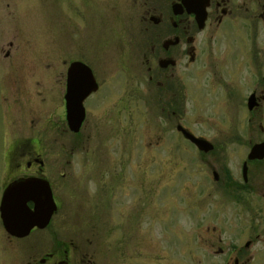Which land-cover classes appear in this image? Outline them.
I'll list each match as a JSON object with an SVG mask.
<instances>
[{
  "label": "flooded vegetation",
  "instance_id": "af4514ba",
  "mask_svg": "<svg viewBox=\"0 0 264 264\" xmlns=\"http://www.w3.org/2000/svg\"><path fill=\"white\" fill-rule=\"evenodd\" d=\"M131 5L138 16L137 31L140 34L133 45L138 48L136 65L145 75L146 82L142 88L135 83L126 88L122 86L124 92L106 103V100H101L102 96L96 97L102 89L93 74H98L96 69L94 72L86 63L70 60L63 74L62 103L59 105L62 110L56 112L54 107L45 112L43 109L47 118L58 117L56 122L47 123L38 114L41 111L38 107L34 108L33 115L26 114L27 118L22 119L19 111L24 110L19 98L24 92L23 81H19V86L13 84L14 91L10 92L9 98L18 119L19 131L7 132L10 140L1 156L0 200L6 188L15 181H35L37 178L47 182L55 209L44 226L34 225L22 236L9 234L0 218V264H109L108 258L116 264L114 260L117 261L119 255L113 246L110 247L103 239L94 244L86 235L121 233L129 236L133 243L137 227L130 232L124 224L129 223L131 212L133 222L137 216L131 208L119 211V199H113V191L118 186L125 188L131 185L130 173L134 169L122 174L123 163H118V168L113 162L85 163L78 169V178H73L70 161L76 151L72 142L68 138L69 144L63 148L65 157L62 159L59 152L41 144L40 135L45 133L40 132L37 120L39 117L43 119L47 134L55 136L56 126L63 120V131L76 138H89L97 135L100 120H96L100 118L112 122L111 128L104 130L107 135L121 134L129 140L130 125L126 123L121 128L117 127L119 112L123 117H129L126 102L141 93L146 96L143 108L146 115L149 114L147 122L153 126L154 132L150 133L156 138L153 143L147 141L149 147H155L163 138L160 124L150 116L156 109L174 123L179 140L192 150L193 167L197 170L192 181V200H196L198 209L203 202H209L213 189L220 191V196H232L236 203L243 197L241 194L246 198V194L252 192L264 203V179L261 182L253 180L264 176V157L248 158L251 146L264 141V127L261 125L264 122V0H132ZM74 61L86 64L96 86L82 99L83 117L75 131L68 126L64 98L67 70ZM94 94L96 98L91 97ZM0 95L2 101V92ZM38 101L42 104L43 100ZM188 101L190 115L186 109ZM89 111L93 112L90 120L87 119ZM189 116L195 125L193 127L185 121ZM8 117L11 121L12 115ZM237 122L240 124H235ZM177 126L203 142L200 145L193 143ZM255 130L261 137L251 142L247 136ZM230 144L243 146V151L238 152L239 162L235 169L227 167L230 165L227 156H236L229 151ZM124 149L128 154V149ZM105 154L101 150V156L106 157ZM168 154L171 151L166 150L164 155ZM126 166L132 167L130 164ZM145 174L143 171V177ZM90 177L93 178L94 194L89 195L85 202L82 182ZM63 184L68 203L73 198L77 208L72 214L77 215L78 221L81 219L84 225L79 227L83 236H72L77 235L78 228L60 231L61 228L54 225L52 217L61 206L60 187ZM76 192H80L77 198L81 200L76 199ZM145 192L146 188L141 196L144 201L147 197ZM112 202L114 205H110ZM25 204L28 209L33 208L32 200ZM262 213L252 212L249 218H260L258 215ZM212 215H207L210 221L206 220L196 232L199 247L210 249L216 255L225 253L223 264H247L250 254L244 258V250L259 240L264 241L256 231L257 224L251 221L247 225L243 212H213ZM104 217L110 218L114 226L106 224ZM95 219L98 220L93 221ZM85 220L89 222L85 224Z\"/></svg>",
  "mask_w": 264,
  "mask_h": 264
},
{
  "label": "rangeland",
  "instance_id": "374dc122",
  "mask_svg": "<svg viewBox=\"0 0 264 264\" xmlns=\"http://www.w3.org/2000/svg\"><path fill=\"white\" fill-rule=\"evenodd\" d=\"M131 2L132 0H0V94L2 92L3 98L0 101V166L1 156L10 140L7 132L19 131L18 119L11 108L9 98L10 92L14 91L13 84L19 86V81H23L24 92L18 97L24 110L19 111L22 119L27 118L26 114L33 115L34 108L38 107L41 108L38 114L45 118L47 123L56 122L58 117L55 115L54 118H47V113L44 115L42 112L43 109L45 112H50L54 107L56 112L62 110L59 105L62 103L63 74L70 60H80L94 72L96 69L98 74H93L102 88L96 97L102 96L101 100H106V103L124 92L122 86L126 88L130 83H135L138 88H142V84L146 82L145 75L136 65L138 48L133 45L140 34L137 31L138 16ZM145 99L146 96L141 93L127 100L129 117L125 118L123 113L119 112L117 127L121 128L126 123L127 126L130 125L129 140L121 134L107 135L104 130L111 128L112 122L98 117L96 121L100 122L94 137L71 136L70 132L62 130L63 120L56 126L53 136L47 134V127L38 116L40 132L45 133L40 135L42 145L56 150L64 159L63 148L69 144L68 138L72 142L76 151L70 161L73 178H78V169L85 163L113 162L117 168L118 163H123L122 174L134 169L130 173L131 185L125 188L118 186L113 191V199H119V211L131 208L137 216L133 222L131 212L129 223L124 224L127 231L133 232L137 229L133 243L129 236L121 233H92L86 236L94 244L103 239L110 247L113 246L119 255L117 261L114 260L116 264H223L225 253L216 255L210 252V249L199 247L196 238L198 228L204 226L206 220L210 221L207 215L213 217V212H243L247 217V225L251 221L257 224L256 231L263 239L264 203L252 192H248L246 198L241 194L243 197L237 199L236 203L232 196H220L222 193L213 189L209 202H203L201 207L197 208L196 200H192V181L197 173L193 167L192 150L188 144L179 140L174 123L156 109L150 116L151 120L160 124L163 138L156 148L153 145L149 147L147 141L153 143L156 138L150 133L154 131L153 126L147 122L149 114L146 115L145 107L143 108ZM38 100H43L42 104H39L41 101ZM189 104L188 101L186 109L190 115ZM92 111L87 114L89 120L93 116ZM94 112L99 113L97 109H94ZM9 115H12L11 121ZM185 121L190 127L195 126L190 116ZM101 123L105 126L102 127ZM261 125L264 127V122ZM258 136L261 137L258 130H255L247 137L253 142ZM229 146V151L236 156H227L230 163L227 167L235 169L239 162L238 152L243 151V146ZM124 148L128 149V154ZM101 150H104L106 157L101 156ZM166 150L171 151V154L164 155ZM126 164L132 167L128 168ZM143 171L146 172L144 177ZM262 174L264 175V172ZM64 179L62 178V181ZM262 179L264 176L253 180L261 182ZM93 184L92 177L83 180L82 192L86 194L83 201L87 202L89 195L94 194ZM144 188L146 201L141 197ZM60 189L62 202L52 217L54 225L61 228L60 231H64V228H78L77 235L72 236H83L79 227L84 225L81 224V219L78 221L77 215L72 214V211L77 209L73 198L69 204L65 185ZM79 194L80 192H76L77 200H81L80 197L77 198ZM255 211L263 213L258 215L260 218L250 219L249 216ZM93 215L97 218L94 213ZM253 215L256 217V214ZM87 222L89 221H84L85 224ZM104 222L114 226L108 217H104ZM263 242L259 240L251 248L244 250V258H248L250 254L247 264H264ZM108 262L113 264L110 258Z\"/></svg>",
  "mask_w": 264,
  "mask_h": 264
},
{
  "label": "water",
  "instance_id": "95a60500",
  "mask_svg": "<svg viewBox=\"0 0 264 264\" xmlns=\"http://www.w3.org/2000/svg\"><path fill=\"white\" fill-rule=\"evenodd\" d=\"M95 88L90 69L77 61L70 63L64 98L67 123L73 131L77 130L83 117L82 99ZM176 128L193 143L200 145L203 142L180 126ZM261 157H264V141L254 143L248 152V158ZM34 180H23L9 185L1 196L0 218L4 229L9 234L22 236L34 225L44 226L55 209L47 182L37 178ZM27 200H32V209L26 207Z\"/></svg>",
  "mask_w": 264,
  "mask_h": 264
}]
</instances>
